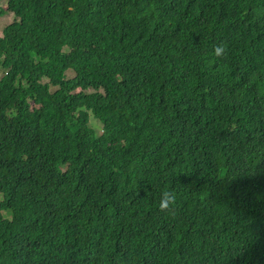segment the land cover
Instances as JSON below:
<instances>
[{
	"label": "trees",
	"instance_id": "16d2710c",
	"mask_svg": "<svg viewBox=\"0 0 264 264\" xmlns=\"http://www.w3.org/2000/svg\"><path fill=\"white\" fill-rule=\"evenodd\" d=\"M6 3L0 264H264V0Z\"/></svg>",
	"mask_w": 264,
	"mask_h": 264
},
{
	"label": "clouds",
	"instance_id": "9594fccd",
	"mask_svg": "<svg viewBox=\"0 0 264 264\" xmlns=\"http://www.w3.org/2000/svg\"><path fill=\"white\" fill-rule=\"evenodd\" d=\"M214 52L217 57L225 55L227 52V47L223 43L218 44L215 47ZM176 204L177 194L174 191L165 190L162 192L159 200V210L161 212H167L170 216H175Z\"/></svg>",
	"mask_w": 264,
	"mask_h": 264
},
{
	"label": "rangeland",
	"instance_id": "374dc122",
	"mask_svg": "<svg viewBox=\"0 0 264 264\" xmlns=\"http://www.w3.org/2000/svg\"><path fill=\"white\" fill-rule=\"evenodd\" d=\"M7 0H3L1 3H0V6L4 9L7 8ZM14 21V16L13 14L11 13H8L6 16L2 17L1 18V24H0V35H2V30L9 24H11L12 22ZM4 75V69L3 68H0V79L2 78V76ZM66 75L68 77H71L72 76V73L71 72H67ZM92 126L95 127L96 129H98V131L100 133H103V130H102V124L96 120V119H92ZM0 199L2 200L3 199V195L0 194ZM4 215L6 218H11V214L9 212H4Z\"/></svg>",
	"mask_w": 264,
	"mask_h": 264
}]
</instances>
